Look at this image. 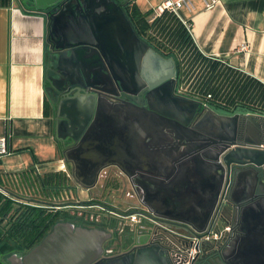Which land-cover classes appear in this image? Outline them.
I'll return each instance as SVG.
<instances>
[{
    "label": "water",
    "instance_id": "95a60500",
    "mask_svg": "<svg viewBox=\"0 0 264 264\" xmlns=\"http://www.w3.org/2000/svg\"><path fill=\"white\" fill-rule=\"evenodd\" d=\"M22 1L24 8L44 15L47 21L44 53L47 81L54 87L48 72L56 69L66 70L81 80L76 85L77 92L67 100L56 101L52 89L46 93L54 110L57 140L65 141L68 134H73L75 146L61 152L64 160L72 163L75 181L90 190L97 186L105 168L117 165L142 205L152 212L153 215L148 214L150 224L157 216L188 226L194 236L201 237L203 232L218 228L229 210L235 213L237 221L235 200L223 206L219 203L226 170L230 173L231 166L245 164L264 170V149L254 146L260 142L245 139L244 143H238L233 139L236 119L244 109L228 111L212 105L206 111L204 119H214L213 126L218 132L233 133L230 138L215 135V141L225 140L220 150L214 151L206 143L183 148L182 145L197 140L192 137L196 130L190 124L200 109L198 101L182 96L173 98L167 90L155 89L145 96L149 109L133 96L132 102L120 104L83 91L89 87L111 94L108 85L113 86V73L124 91L135 93L133 88L140 86L142 90L138 92L143 95L173 75L178 76L175 57L162 54L139 36L123 2ZM198 124L193 126L201 128ZM140 140L145 141L149 162H156L152 155L161 153L162 164L157 171H134L139 169L136 164ZM255 189L254 185L250 188V197L255 195ZM199 191L205 196L199 199L198 208L184 205L188 196ZM220 207L223 219L218 221L216 212ZM139 225L129 227L135 229ZM111 235L110 231L97 227L60 221L40 243L23 255L13 254L9 260L12 264H172L166 250L149 246L150 235L139 241L143 247L132 255L103 257V245ZM204 246L207 250L215 249L216 245L208 242Z\"/></svg>",
    "mask_w": 264,
    "mask_h": 264
},
{
    "label": "crops",
    "instance_id": "0c3cea01",
    "mask_svg": "<svg viewBox=\"0 0 264 264\" xmlns=\"http://www.w3.org/2000/svg\"><path fill=\"white\" fill-rule=\"evenodd\" d=\"M167 1L176 0L135 3L142 13L152 15ZM178 13L189 25L201 52L218 56L264 83V0H219L212 10H206L201 0H190ZM46 26L45 16L27 10L20 0L13 4L0 0V141L5 140L7 149L0 157V177L4 188L13 193L17 187L10 176L22 178L25 184H36L34 174L38 173L49 183H59L66 181V173L71 171L55 135L52 106L46 94ZM243 43L248 49L239 52ZM141 141L137 145L139 169L134 171L155 172L162 164L161 153L152 155L156 162H149L145 141ZM108 170L124 175L117 165ZM69 183L75 185V203L90 198L91 189L75 179ZM204 196L196 192L185 199L184 205L198 208Z\"/></svg>",
    "mask_w": 264,
    "mask_h": 264
},
{
    "label": "flooded vegetation",
    "instance_id": "af4514ba",
    "mask_svg": "<svg viewBox=\"0 0 264 264\" xmlns=\"http://www.w3.org/2000/svg\"><path fill=\"white\" fill-rule=\"evenodd\" d=\"M20 1L23 3L22 0ZM117 1L123 2L126 9L127 4L131 0ZM139 36L143 38L140 34ZM49 75H52L53 77L54 87L51 85L52 82L48 81V89L53 90L54 99H56V101L61 99L67 100L70 96L77 92L78 86L76 85L80 84L81 80L77 77H72V73L66 70L56 69L52 71L49 70L48 76ZM114 76L115 75L112 73L111 78L113 86L108 85L111 94L89 87L83 88V91L95 93L102 100L109 99L116 103L119 102L120 104L123 102H132L133 100L131 96H133L138 99L141 105H143L142 107L145 106L149 109H151L150 104L145 96L147 94H151L155 89H163L164 91L167 90L173 98L174 96H182L177 93V76L174 75L165 81L163 85L150 89L143 95H139V92L142 90V87L140 88V86H135L133 88V90L137 91L135 93L131 91H124L121 82L114 78ZM99 79L105 80L103 78ZM68 80H70V82ZM85 82L86 80H83L84 84ZM186 98L188 99L190 97ZM144 102H146V105ZM209 108H204L201 104L199 111L194 114V117L191 120L190 126L196 130L195 134L192 133V137L197 138V140L191 142L187 146L182 145L181 147L191 148L195 145L197 146L206 143L212 150L217 151L225 146V140H219L220 142L218 140L215 141L217 139L215 135H225L229 138L233 136V133L218 132L215 129L216 127L213 126V124H215L214 119H204V115ZM237 109H244L245 112L240 114V116L236 119L233 139H235L238 143H244L245 139H252L255 142H260L254 144V146L264 149V113H256L253 109H248L246 107H238ZM229 110L233 111L236 109ZM53 113L54 110L52 106V114ZM196 123H199L198 125L201 128H195L193 125ZM201 136H206L208 139L202 140L200 139L202 138ZM157 140L159 141L161 138H158ZM58 143L59 147L64 149V151L69 150L75 146L73 134H68L65 141H58ZM68 164L72 167L70 160ZM113 166H109L104 170H108ZM253 185L256 187L254 192L255 195L250 197V188ZM132 191V194L131 192H128L127 196L135 197L137 200L136 206L145 207L140 202L136 192L134 190ZM231 199L235 200L234 211L238 216L237 221L234 219L235 213L230 210L224 214V219L221 218L220 215L222 214V208L220 207L216 213L218 221H221L222 219L223 221L218 228L212 230H217L220 227L229 224L231 226V231H228L218 242L209 241L211 244L214 243L216 245L215 249L205 250V247L207 246H204L202 250L193 258L192 264H221L220 259L228 264H264V170L250 164L233 165L231 166L230 173L226 170L223 186L219 195V203L223 206L225 202H228ZM90 200L93 201H87L84 207H98L100 208L101 213H96V215L91 214L89 219L95 223V227L110 231L112 234L111 238L106 240L103 245V257L108 258L113 256L132 255L143 247L139 241L147 235H150L148 240L149 246L157 245L162 247L167 252V249L170 250L175 244H180L184 247L189 244L188 239L181 236V234H193V232L190 231V227L180 225V223L178 224L174 221H165V219L157 216H154L155 220L152 221V224H150L149 219L144 218L139 222V227L131 229L129 227L131 224H126L122 217V215L125 214V211L119 208L120 203L112 204L109 201L99 198L97 200H95V198ZM149 212L150 215H153L151 211ZM105 213H107V216L109 217H107ZM10 257L4 259L3 256H0V264H12L9 260ZM170 260L172 264H178L173 259Z\"/></svg>",
    "mask_w": 264,
    "mask_h": 264
},
{
    "label": "built area",
    "instance_id": "2783aa9c",
    "mask_svg": "<svg viewBox=\"0 0 264 264\" xmlns=\"http://www.w3.org/2000/svg\"><path fill=\"white\" fill-rule=\"evenodd\" d=\"M11 4L15 0H9ZM17 1V0H16ZM190 0L167 1L164 5L159 6L152 15L148 17L153 19L156 15H160L165 10L174 13L179 20L186 26L191 33L189 25L183 21L178 13L179 8L184 6ZM204 3L206 10H212L217 5L219 0H201ZM192 35V34H191ZM195 42V41H194ZM248 49V44L239 45L238 51L243 52ZM204 59H190L181 56H174L178 63L177 76V93L199 101L204 108H209L212 105L225 109H237L238 107H246L253 109L256 113H264V107H259L254 103V99L248 98L243 91V77L247 76L250 79L255 77L245 73L244 71L229 65L218 56L207 55L201 52ZM258 80V79H257ZM249 89V88H247ZM245 103L251 104L245 106ZM255 107V108H253ZM7 153L5 140L0 141V157ZM103 173V172H102ZM67 180L59 183H49L44 176L36 175V184H25L22 178L10 176L11 182L16 185L17 189L14 192L24 200L29 202L39 201L45 207L67 208L70 206L82 207L77 205L75 199L74 188L69 183L74 179L71 171H68ZM102 175V174H101ZM0 191L9 194L10 191L0 187ZM55 205V206H53ZM150 210L145 207H130L122 215L126 224H137L142 219H148ZM123 220V223H124ZM231 231V226L226 224L217 230L203 232L201 237L192 235H183L188 239L189 244L182 246L175 244L170 250L167 249L170 259H173L178 264H192L193 258L202 250L205 244L209 241H220L224 235Z\"/></svg>",
    "mask_w": 264,
    "mask_h": 264
},
{
    "label": "trees",
    "instance_id": "16d2710c",
    "mask_svg": "<svg viewBox=\"0 0 264 264\" xmlns=\"http://www.w3.org/2000/svg\"><path fill=\"white\" fill-rule=\"evenodd\" d=\"M126 11L143 39L163 54L177 56L175 52L178 50L179 54L185 58L204 59L191 33L174 13L165 10L149 20L150 14L142 13L135 0L127 4ZM242 86L248 98L254 99V103L259 107H264L263 82L244 76ZM250 105L245 103V106ZM70 170L72 171L71 168ZM108 176L107 172L106 186H113V189L119 190L121 186L118 179L115 177L110 179ZM0 187L4 188L1 177ZM86 203L84 201L77 205L84 204L85 206ZM73 211L75 212L66 208L45 207L39 201L24 200L12 191L8 195L0 191V256L5 259L14 253L28 252L40 243L53 226L60 221H70L75 225L87 227L96 226L86 215L78 214L76 209Z\"/></svg>",
    "mask_w": 264,
    "mask_h": 264
},
{
    "label": "rangeland",
    "instance_id": "374dc122",
    "mask_svg": "<svg viewBox=\"0 0 264 264\" xmlns=\"http://www.w3.org/2000/svg\"><path fill=\"white\" fill-rule=\"evenodd\" d=\"M179 53L180 52H178V50H176L175 54L179 55ZM70 168H71V166H70ZM106 171L108 172V174H109L108 177L110 179H112L113 177L118 179V183L121 186L119 191L113 189V186H109V187H108V185L106 186V184H105V179H106V174H107ZM110 172H111V175H110ZM73 186H75V185H73V183H71V187H73ZM128 192H131V194H132L133 191H132V188L129 184V181H127V178L123 174H114L111 170L109 171L106 169L103 171L97 186L92 188L90 198L94 197L95 200H97L98 198L104 199L106 201L111 202L112 204L120 203L119 208L123 211H126L130 207H137L136 206L137 200L135 199L134 196H127ZM90 198L87 200H84V201L85 202L90 201ZM73 200L76 201V198ZM84 201H83V203H84ZM66 209L69 211H72V212H75V211H73V209L74 210L76 209L78 211V214H84V215H86V217H89L91 214L96 215V213H101V210L98 207L88 208V207H84V206L83 207L70 206V207H67ZM105 214L107 216V213H105ZM107 217H109V216H107ZM14 254L23 255V253H14Z\"/></svg>",
    "mask_w": 264,
    "mask_h": 264
},
{
    "label": "bare ground",
    "instance_id": "6f19581e",
    "mask_svg": "<svg viewBox=\"0 0 264 264\" xmlns=\"http://www.w3.org/2000/svg\"><path fill=\"white\" fill-rule=\"evenodd\" d=\"M72 174H73V172H72ZM74 178V177H73Z\"/></svg>",
    "mask_w": 264,
    "mask_h": 264
}]
</instances>
